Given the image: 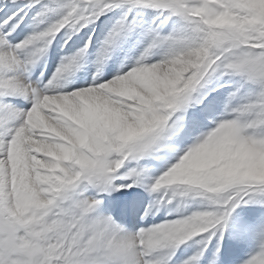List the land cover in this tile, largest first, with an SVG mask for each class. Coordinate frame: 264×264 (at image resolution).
<instances>
[{
    "label": "snow or ice",
    "instance_id": "snow-or-ice-1",
    "mask_svg": "<svg viewBox=\"0 0 264 264\" xmlns=\"http://www.w3.org/2000/svg\"><path fill=\"white\" fill-rule=\"evenodd\" d=\"M0 264H264V0H0Z\"/></svg>",
    "mask_w": 264,
    "mask_h": 264
}]
</instances>
